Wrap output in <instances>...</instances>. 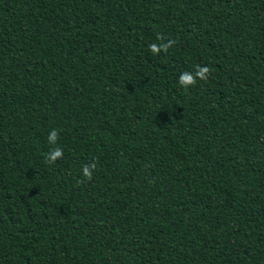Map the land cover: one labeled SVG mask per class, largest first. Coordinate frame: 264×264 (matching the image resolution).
Segmentation results:
<instances>
[{"label":"trees","instance_id":"16d2710c","mask_svg":"<svg viewBox=\"0 0 264 264\" xmlns=\"http://www.w3.org/2000/svg\"><path fill=\"white\" fill-rule=\"evenodd\" d=\"M0 264H264V0H0Z\"/></svg>","mask_w":264,"mask_h":264},{"label":"clouds","instance_id":"9594fccd","mask_svg":"<svg viewBox=\"0 0 264 264\" xmlns=\"http://www.w3.org/2000/svg\"><path fill=\"white\" fill-rule=\"evenodd\" d=\"M158 39L160 37L158 36ZM175 41H168L167 45H157V44H151L149 45V50L152 54L158 55L161 51H167L168 47H171ZM210 73V70L208 67H199L198 70L194 74H190L188 72H183L179 76V85L183 87L185 90L188 88L194 86L197 82V79L199 80H206L208 78V75ZM58 138V132L53 129L49 135L48 140L49 143L54 145L56 144ZM63 157V150L60 148H54L50 150V152L46 155V160L49 164H54L58 159H61ZM96 169V164L92 163L90 165H85L83 167V176L87 178L88 180L92 179L93 171Z\"/></svg>","mask_w":264,"mask_h":264}]
</instances>
